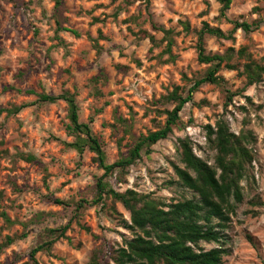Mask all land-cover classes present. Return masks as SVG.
<instances>
[{"label":"rangeland","instance_id":"rangeland-1","mask_svg":"<svg viewBox=\"0 0 264 264\" xmlns=\"http://www.w3.org/2000/svg\"><path fill=\"white\" fill-rule=\"evenodd\" d=\"M62 2L55 14L54 0H0V214L15 222L7 226L0 218V245L7 236L26 234L0 247V264H33L30 251L48 240L49 229L68 226L49 253L35 256L38 264H91L95 251H101L98 262L113 264L116 250L133 238L125 227L130 214L121 204L110 199L104 208L92 204L96 179L103 172L93 154L78 155L64 145L73 141L65 130L66 104L42 103L38 95L74 94L80 122L93 117L92 133L113 163L132 145L124 128L130 126L133 136L160 129L165 112L175 107L168 100L173 89L185 97L206 74L209 66L197 59L203 24L228 36L234 21L260 24L250 34L237 30L230 39L202 35L207 55L234 50L230 64L235 69L218 73L224 85L201 86L168 138L152 146L120 181L115 175L108 181L119 192L134 190L165 203L190 198L173 171L174 165L182 167L178 140L189 138L195 155L212 164L204 126H214L223 117L234 134L249 130L256 139V157L252 177L241 183L243 202L231 216L223 243L199 246L224 249L221 264H264V75L246 86V58L238 57L244 49L264 67V0H231L226 17H221L216 0ZM57 20L79 37L58 32ZM95 88L101 97L92 95ZM226 92L233 94L227 105ZM21 105L27 107L15 115L4 111Z\"/></svg>","mask_w":264,"mask_h":264},{"label":"trees","instance_id":"trees-1","mask_svg":"<svg viewBox=\"0 0 264 264\" xmlns=\"http://www.w3.org/2000/svg\"><path fill=\"white\" fill-rule=\"evenodd\" d=\"M216 2L221 5V17H226L231 0H216ZM62 4V0H54L55 14L60 10ZM230 23L232 24V33L241 30L244 34H250L260 24V22L250 24L245 21ZM55 24L58 32H68L79 37L78 32L62 28L58 20ZM183 27L186 31L189 30L187 23H183ZM232 33L227 36L220 29L211 28L206 23L203 24L197 46V59L200 63L209 66L206 74L193 82L185 97L179 94L178 88L173 89L168 100L174 103L175 107L172 111L165 112L166 119L160 129L146 135L133 136L130 134V126L124 128L123 133L130 135L132 145L126 154L120 152L118 159L113 163H108L101 141L92 133L93 117L89 118L88 123L80 122L74 94L65 91L59 95H38V99L42 103L54 104L62 101L66 104L68 124L65 126V130L68 136L73 137V141L64 143V145L78 155H82L85 151L93 154V162L103 172L102 176L96 179L92 204L104 208L106 201L110 199L121 204L130 214L129 223H125V227L133 233V238L124 240V245L116 250L111 258L113 264L222 263L226 253L224 249L217 247L206 251L199 244H222L224 231L231 221V216L243 202L244 194L241 183L252 177L250 169L256 157L254 150L256 139L252 132L241 130L239 134H234L223 117H219L214 126L209 124L204 126L207 149L214 153L212 164L195 155L189 138L178 140L179 161L182 167L174 165L173 171L177 185L188 190L191 193L190 198L182 197L179 201L165 203L163 200L140 194L134 190L128 189L119 192L112 187L108 179L115 175V178L120 181V177L126 173L129 167L140 161L143 155L151 153L152 146L167 139L180 120L179 113L186 104L192 102L194 93L201 86L205 84L224 85V79L218 73L224 68L235 69V66L230 64L234 57V50L230 48L223 55H207L203 48L202 35L230 39ZM171 46L172 40H168L166 49L168 52H170ZM94 47L99 50L97 44ZM238 57L246 58L242 70L246 86L259 83L264 75V67L255 63L244 49L238 51ZM26 93L33 94L34 92L27 91ZM92 95L101 97L100 91L96 88ZM232 97L233 94L226 95L225 105L231 102ZM26 107V105H21L4 111L7 115H15ZM25 159L31 160L32 157ZM54 203L65 204L60 200H55ZM81 203L86 202L82 201ZM80 207L81 204L77 206V209ZM0 218L7 226L15 224L5 213H1ZM21 225L25 226V224ZM67 229L68 226L59 230H47L48 240L38 244L30 251L31 262L38 264L35 256L40 252L49 253L54 242L65 237ZM83 229L89 232L88 228ZM25 237V233L17 238L7 236L0 247H8L14 243L15 239ZM100 252L95 251L91 264H103L102 261L98 262L96 259Z\"/></svg>","mask_w":264,"mask_h":264}]
</instances>
